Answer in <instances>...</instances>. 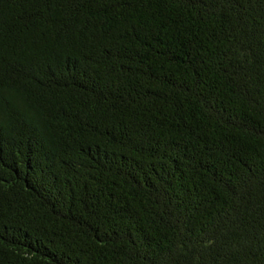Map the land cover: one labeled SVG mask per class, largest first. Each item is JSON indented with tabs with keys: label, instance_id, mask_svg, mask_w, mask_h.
<instances>
[{
	"label": "trees",
	"instance_id": "obj_1",
	"mask_svg": "<svg viewBox=\"0 0 264 264\" xmlns=\"http://www.w3.org/2000/svg\"><path fill=\"white\" fill-rule=\"evenodd\" d=\"M0 264H264V0H0Z\"/></svg>",
	"mask_w": 264,
	"mask_h": 264
}]
</instances>
